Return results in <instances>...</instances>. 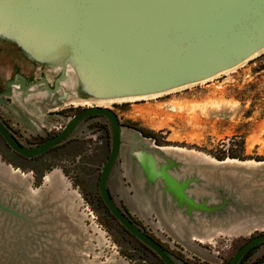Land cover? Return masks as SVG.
<instances>
[{
	"label": "water",
	"instance_id": "1",
	"mask_svg": "<svg viewBox=\"0 0 264 264\" xmlns=\"http://www.w3.org/2000/svg\"><path fill=\"white\" fill-rule=\"evenodd\" d=\"M263 53L264 0H0V101L11 103L8 114L26 124L70 106L103 115L111 146L98 191L166 264L175 263L128 217L194 249L264 232V160L160 145L105 106L205 84ZM70 137L67 129L22 153L35 157ZM94 219L63 169L36 184L0 157V264H130ZM262 242L264 235L230 264Z\"/></svg>",
	"mask_w": 264,
	"mask_h": 264
},
{
	"label": "rangeland",
	"instance_id": "2",
	"mask_svg": "<svg viewBox=\"0 0 264 264\" xmlns=\"http://www.w3.org/2000/svg\"><path fill=\"white\" fill-rule=\"evenodd\" d=\"M105 108L116 113L123 125L133 124L154 134L161 145L180 146L212 157L231 152L247 160L263 159L264 53L242 67L205 84L160 98L108 104ZM64 161L59 160L60 164L52 165L61 168L69 163L68 160ZM101 166L98 165L99 170ZM260 171L264 181V167ZM69 175H75L72 168L66 176L82 195V189L74 184ZM39 183L41 181L37 180L36 184ZM88 194L93 203L89 209L95 217L94 224L105 234L113 253L129 250L128 244L116 238L109 224L104 221L103 210L96 203V190L91 189ZM260 233L264 232H255L252 236ZM249 237L226 241H233L234 244L248 240ZM218 241L210 246L214 247ZM260 253H256L249 261L261 256Z\"/></svg>",
	"mask_w": 264,
	"mask_h": 264
},
{
	"label": "flooded vegetation",
	"instance_id": "3",
	"mask_svg": "<svg viewBox=\"0 0 264 264\" xmlns=\"http://www.w3.org/2000/svg\"><path fill=\"white\" fill-rule=\"evenodd\" d=\"M10 106V102L2 103L0 101V126L7 135L0 131V157L2 160L24 173H33L35 182L41 181L44 174L55 166L52 164H60L59 160H68L69 166L65 163L61 168L67 175L72 168L75 175L72 177L69 175V177L78 188L82 189L83 199L87 205L93 204L88 192L95 189L96 203L103 210L104 221L109 224L116 238L128 244L129 250H120L121 252L118 253L130 264H156V262L166 264L119 223L106 207L98 191L101 177L98 165H103L107 161L111 146L109 126L103 121V115L92 112L93 109L89 106H70L53 112L47 119L36 121L34 124H26L14 116L11 118L5 116V110H9ZM120 123L122 124L121 121ZM67 129H70L71 135L76 137L67 138L58 146L35 157H28L22 153H29L40 148L64 134ZM155 140L160 143L157 137ZM128 218L139 226L147 237L165 250L175 264H230L234 256L244 246L264 235V233L251 235L248 240L238 241L241 242L239 244L238 242L233 244V241L226 240H219L214 247L200 243L202 249L198 254L167 234L155 232L135 216L130 215ZM256 253H260L261 256L258 255L259 257L248 263ZM263 261L264 242L248 249L239 264H259Z\"/></svg>",
	"mask_w": 264,
	"mask_h": 264
},
{
	"label": "trees",
	"instance_id": "4",
	"mask_svg": "<svg viewBox=\"0 0 264 264\" xmlns=\"http://www.w3.org/2000/svg\"><path fill=\"white\" fill-rule=\"evenodd\" d=\"M127 126L129 127H133V128H136L140 131H142V133L146 136V137H150V138H154L155 139V136L154 134H150V133H147L146 131H144L143 129H140L138 127H136L135 125L133 124H127ZM159 144V143H158ZM161 145V144H160ZM215 158L219 159V160H225L227 158H232V159H240V160H247L246 158H243L241 157L240 155L238 154H234V153H231V152H228L226 155H223V156H214ZM254 160H258V161H261V160H264L263 159H259V158H256Z\"/></svg>",
	"mask_w": 264,
	"mask_h": 264
},
{
	"label": "crops",
	"instance_id": "5",
	"mask_svg": "<svg viewBox=\"0 0 264 264\" xmlns=\"http://www.w3.org/2000/svg\"><path fill=\"white\" fill-rule=\"evenodd\" d=\"M8 112H9V110H5V116L7 117V118H11V117H13V115L11 114V115H9L8 114ZM201 246V245H200ZM189 248H191V247H189ZM192 250H194L196 253H198V254H200V251H201V249H202V246H201V248L200 249H197V248H191Z\"/></svg>",
	"mask_w": 264,
	"mask_h": 264
}]
</instances>
